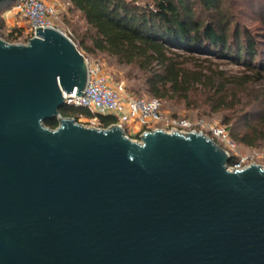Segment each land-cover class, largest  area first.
I'll list each match as a JSON object with an SVG mask.
<instances>
[{
    "label": "water",
    "instance_id": "95a60500",
    "mask_svg": "<svg viewBox=\"0 0 264 264\" xmlns=\"http://www.w3.org/2000/svg\"><path fill=\"white\" fill-rule=\"evenodd\" d=\"M87 78L57 28L0 36V264H264V168L228 170L200 132L61 116Z\"/></svg>",
    "mask_w": 264,
    "mask_h": 264
},
{
    "label": "trees",
    "instance_id": "16d2710c",
    "mask_svg": "<svg viewBox=\"0 0 264 264\" xmlns=\"http://www.w3.org/2000/svg\"><path fill=\"white\" fill-rule=\"evenodd\" d=\"M9 1L0 2V15ZM66 1L87 29L81 48L88 53L133 68L141 88L152 98L231 112L225 123L235 121L228 129L232 141L246 147L264 141V19L263 32L254 36L234 19L230 0ZM17 31L19 35L11 31L3 39L24 42L25 36ZM219 60L242 71L222 69L215 62ZM59 114L75 120L91 116L71 105L61 107ZM239 120H244V132L235 129ZM113 122L111 116H98L102 128ZM44 124L54 129L58 122ZM234 161L230 156L227 165Z\"/></svg>",
    "mask_w": 264,
    "mask_h": 264
},
{
    "label": "built area",
    "instance_id": "2783aa9c",
    "mask_svg": "<svg viewBox=\"0 0 264 264\" xmlns=\"http://www.w3.org/2000/svg\"><path fill=\"white\" fill-rule=\"evenodd\" d=\"M53 1L14 0L13 5L4 11L20 15L28 24L26 40L18 43H26L28 39L34 37L36 27L59 29L53 21L55 13L54 7L51 5ZM85 61L88 72L85 89L80 96L73 91L70 94H64V98L66 105L81 107L90 112L89 118L81 116L78 118L89 124L90 127L102 128L99 126L98 116H111L114 118V122L107 127L119 126L126 137L136 142H140L141 136L145 133L155 129H161L167 133L200 132L212 138L226 150L229 156H233L236 145L230 139L225 128L206 124L203 121L193 122L184 117L167 116L162 112V99L137 97L127 91L122 81H114L105 72L102 63L87 58ZM124 123L128 125V128L124 127ZM249 165L244 159H240L227 165V169L232 171L243 169Z\"/></svg>",
    "mask_w": 264,
    "mask_h": 264
},
{
    "label": "rangeland",
    "instance_id": "374dc122",
    "mask_svg": "<svg viewBox=\"0 0 264 264\" xmlns=\"http://www.w3.org/2000/svg\"><path fill=\"white\" fill-rule=\"evenodd\" d=\"M14 3V0L9 1L8 8ZM54 7L53 21L54 24L66 34L75 43L80 53L92 61H99L103 64L105 72L114 80L122 81L128 92L137 97L144 99L152 98L144 92L141 88V82L136 78L135 71L130 66L120 64L115 59L99 53H88L85 49L81 48V42L86 37L87 29L80 19L79 15L70 11V6L65 4L64 0H54L51 2ZM234 14V19L240 22L242 27L248 28L249 31L255 36L260 35L263 30L261 29V21L264 19V0H230L228 4ZM0 34L5 38L6 34L14 31L20 35L25 36L29 30L26 21L14 12H3L0 15ZM17 29V30H16ZM17 31V32H15ZM19 35V34H18ZM262 39V38H259ZM85 45H89L87 40H84ZM222 69L229 70L232 73H239L242 68L234 64L225 63L222 60L215 61ZM162 112L169 116L184 117L190 121H203L206 124L218 125L227 130L233 127L234 120L225 123L232 113L228 111L213 112L208 105H186L180 100H163ZM229 117V118H228ZM244 120L236 122L235 129L239 132H244ZM76 122L82 126L90 127L89 124L82 119H77ZM128 128L126 123L123 124ZM218 141V140H217ZM236 145L233 157L235 161L244 159L247 164H258L264 167V141L258 143L255 147H246L237 141H233Z\"/></svg>",
    "mask_w": 264,
    "mask_h": 264
},
{
    "label": "crops",
    "instance_id": "0c3cea01",
    "mask_svg": "<svg viewBox=\"0 0 264 264\" xmlns=\"http://www.w3.org/2000/svg\"><path fill=\"white\" fill-rule=\"evenodd\" d=\"M64 1H65V4L66 5L70 6V3H68V1H66V0H64Z\"/></svg>",
    "mask_w": 264,
    "mask_h": 264
}]
</instances>
